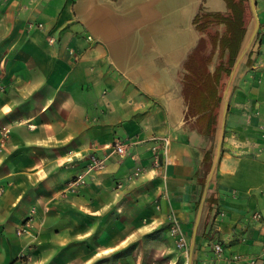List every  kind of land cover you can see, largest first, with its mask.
I'll return each instance as SVG.
<instances>
[{"label": "crops", "instance_id": "crops-1", "mask_svg": "<svg viewBox=\"0 0 264 264\" xmlns=\"http://www.w3.org/2000/svg\"><path fill=\"white\" fill-rule=\"evenodd\" d=\"M230 33L234 53L219 46ZM199 43L208 134L185 118L182 91ZM0 84V264H148L141 237L160 230L147 246L171 249L169 214L182 264H264V0H0ZM116 141L123 155L65 190L85 155Z\"/></svg>", "mask_w": 264, "mask_h": 264}, {"label": "built area", "instance_id": "built-area-1", "mask_svg": "<svg viewBox=\"0 0 264 264\" xmlns=\"http://www.w3.org/2000/svg\"><path fill=\"white\" fill-rule=\"evenodd\" d=\"M41 26V24H38ZM4 89L0 84V92ZM10 136V125L8 123L0 124V151L4 149L8 138ZM152 144L150 146V158L154 167H162L165 163V157L167 156L170 144V138L167 135L153 136L151 138ZM109 151L103 156H99L95 153H90L82 158L83 165L79 172L74 174L65 184L66 191H75L86 183L87 176L100 170L104 167L105 161L110 154L116 153L123 155L125 152L124 142L116 141L108 147ZM142 172L139 166H136L133 171L127 174L122 181L117 182V186H120L123 181H130L135 176H138ZM3 193V188L0 187V195ZM167 224L169 235L173 239L174 246L177 249L184 250L186 248V241L184 233L182 232L177 220L172 214L167 215ZM29 219L24 220L16 230L17 234L25 233L29 227ZM214 253L219 256L223 250L221 243L216 242L213 244ZM25 257V253H19L17 260L22 263ZM218 264H228L220 262Z\"/></svg>", "mask_w": 264, "mask_h": 264}, {"label": "trees", "instance_id": "trees-1", "mask_svg": "<svg viewBox=\"0 0 264 264\" xmlns=\"http://www.w3.org/2000/svg\"><path fill=\"white\" fill-rule=\"evenodd\" d=\"M230 1V0H229ZM197 17H195V21ZM216 20H222L219 17ZM229 29L232 28L230 20H225ZM204 25H199V28ZM233 26H238V18L233 22ZM238 35L236 33H230L228 36H222L219 39V46L223 48L225 46L231 47V52L234 53V48H232V41H236ZM201 43L188 55L185 67L187 73L183 76L182 79V91L187 101V111L185 118L188 120L189 116L195 117L192 125L201 133L208 134L212 131L211 127V109L215 101V96L213 95L212 90L207 89L202 91L199 87L200 83L206 84L209 82V78L202 72V67L204 62L209 59V57L204 58L199 55V48Z\"/></svg>", "mask_w": 264, "mask_h": 264}, {"label": "rangeland", "instance_id": "rangeland-1", "mask_svg": "<svg viewBox=\"0 0 264 264\" xmlns=\"http://www.w3.org/2000/svg\"><path fill=\"white\" fill-rule=\"evenodd\" d=\"M116 224L114 223L111 228H114ZM167 233H169L168 227H167ZM169 235V234H168ZM141 240H144V245L147 247L142 248V255H144L150 263L148 264H169L166 263L168 261V257H171L172 264H182V257L180 255V249L175 248L173 245L171 249L166 247V250L164 252L161 251L158 246L157 247H149L147 246L150 243L155 242L156 244L160 245V242L162 240H165L164 234L158 230L150 234H145L141 237ZM168 251V252H167Z\"/></svg>", "mask_w": 264, "mask_h": 264}]
</instances>
